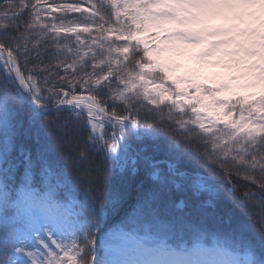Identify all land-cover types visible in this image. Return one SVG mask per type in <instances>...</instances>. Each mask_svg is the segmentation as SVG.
<instances>
[{
	"label": "snow or ice",
	"instance_id": "snow-or-ice-1",
	"mask_svg": "<svg viewBox=\"0 0 264 264\" xmlns=\"http://www.w3.org/2000/svg\"><path fill=\"white\" fill-rule=\"evenodd\" d=\"M0 264H264V0H0Z\"/></svg>",
	"mask_w": 264,
	"mask_h": 264
},
{
	"label": "trees",
	"instance_id": "trees-1",
	"mask_svg": "<svg viewBox=\"0 0 264 264\" xmlns=\"http://www.w3.org/2000/svg\"><path fill=\"white\" fill-rule=\"evenodd\" d=\"M56 2L57 3L72 2V0H56ZM85 7H87V5H85ZM53 14L58 15L59 13H53ZM78 16H79V13H71L70 14V18H76ZM22 115H23L25 122H26L27 121V115H28V109L27 108H25L23 110ZM167 128H168L167 122H165L163 125L158 126V128L156 129L157 133L161 137V139L158 141V143H160L161 145H163V143H164L163 138L167 132ZM161 129H163V130H161ZM109 131H111V129H109ZM144 143L151 145L153 143V141L146 140V141H144ZM61 153H62V148L57 146L55 143H53V159L59 165L64 164V160L62 158ZM182 166L187 168L188 171H190V172L194 170L192 165L185 164ZM108 169H109V165H107V164L104 165L103 175L107 177V186L105 188L104 193L100 196V198L96 202L97 209L99 210L100 208H103L104 212H105L104 219L101 222L100 227L97 229L98 233L101 236H103L108 230L117 226L123 220L124 215H125V211L127 210V207H128V205H125L123 208H121L119 211H117L111 205L110 196H109L110 192H114L116 190L124 191L127 188L128 182H129V178L127 176V173H124L123 175H121L118 172L109 171ZM195 170L201 171L205 175H213V177L217 180L220 179L216 173L212 172L210 167L206 166L203 163V161L197 162V166H196ZM69 172L71 175V179L75 180L76 179L75 170L70 167ZM237 183H239V181H237ZM68 191H69L68 188L60 189L61 193H67ZM241 191H243L242 188H241ZM74 195L77 196V199H83L82 192L78 193V194L74 193ZM227 207L230 209H233V205L230 203L227 204ZM233 210L236 212L237 216H240V218L245 221V223L253 224V225L256 224L255 217L241 216V210L240 209H233ZM256 226L258 227V225H256Z\"/></svg>",
	"mask_w": 264,
	"mask_h": 264
},
{
	"label": "rangeland",
	"instance_id": "rangeland-1",
	"mask_svg": "<svg viewBox=\"0 0 264 264\" xmlns=\"http://www.w3.org/2000/svg\"><path fill=\"white\" fill-rule=\"evenodd\" d=\"M181 63L184 65V67L177 70L178 73H183L185 71V68H196L198 67V64L195 60H182ZM219 71V69L216 68H203L200 73V78L203 79L204 77H211L214 72ZM206 84L210 82V80L204 81ZM192 91V90H190Z\"/></svg>",
	"mask_w": 264,
	"mask_h": 264
}]
</instances>
